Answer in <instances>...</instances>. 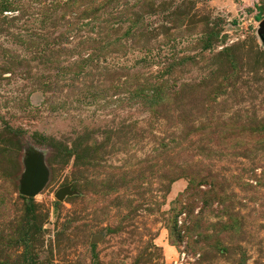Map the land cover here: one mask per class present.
Segmentation results:
<instances>
[{"label": "rangeland", "instance_id": "obj_1", "mask_svg": "<svg viewBox=\"0 0 264 264\" xmlns=\"http://www.w3.org/2000/svg\"><path fill=\"white\" fill-rule=\"evenodd\" d=\"M262 19L264 0H0V264H264Z\"/></svg>", "mask_w": 264, "mask_h": 264}, {"label": "water", "instance_id": "obj_2", "mask_svg": "<svg viewBox=\"0 0 264 264\" xmlns=\"http://www.w3.org/2000/svg\"><path fill=\"white\" fill-rule=\"evenodd\" d=\"M259 32L264 34V19L259 22ZM24 169L20 179L19 193L32 197L45 184L48 177V170L44 165L42 157L35 151H29L24 157ZM71 193L68 186L57 189L54 193L56 199H62L65 194Z\"/></svg>", "mask_w": 264, "mask_h": 264}, {"label": "built area", "instance_id": "obj_3", "mask_svg": "<svg viewBox=\"0 0 264 264\" xmlns=\"http://www.w3.org/2000/svg\"><path fill=\"white\" fill-rule=\"evenodd\" d=\"M184 255H185V253H181V257H182V258L184 257ZM175 263H176V261H175Z\"/></svg>", "mask_w": 264, "mask_h": 264}, {"label": "trees", "instance_id": "obj_4", "mask_svg": "<svg viewBox=\"0 0 264 264\" xmlns=\"http://www.w3.org/2000/svg\"><path fill=\"white\" fill-rule=\"evenodd\" d=\"M259 18V16H257Z\"/></svg>", "mask_w": 264, "mask_h": 264}]
</instances>
